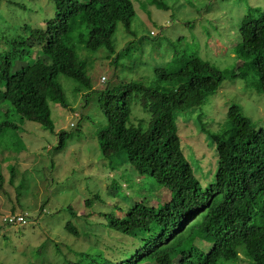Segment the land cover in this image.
Here are the masks:
<instances>
[{"label": "trees", "instance_id": "16d2710c", "mask_svg": "<svg viewBox=\"0 0 264 264\" xmlns=\"http://www.w3.org/2000/svg\"><path fill=\"white\" fill-rule=\"evenodd\" d=\"M50 2L53 14L44 20V28L31 27L29 19H26L28 23L21 24L19 9L10 1L6 4L16 9H7H14L19 17H11L6 9L2 10L12 26H18L19 32L13 28L0 30V113L7 114L11 107L21 122L37 123L52 132L50 103L68 108L58 77L73 80L76 92L92 89L85 70L86 61L76 52L78 46L89 52L104 49L109 56L115 54L113 37L117 24H122L127 34H135L132 28L135 10L132 0ZM154 2L168 9L161 0ZM19 8L27 9L24 4H19ZM150 36L156 33L152 31ZM236 37L232 54L243 61L247 71L232 77L246 79L253 72L260 87L261 76H264V10L259 16L246 18L237 29ZM33 53L41 55L26 64ZM122 56L117 53L116 59ZM174 56L164 67L154 69L156 83L151 87L129 82L101 92L98 104L105 125L95 132L99 150L108 159L120 153L133 156L139 144L145 158L143 172L168 189L171 200L160 201L162 203L156 207L135 201L133 208L131 205L124 208L112 189V194L99 190L101 196L96 194L83 203L91 214L83 216L72 212L71 219L78 220V225L90 224L92 214L96 215L103 220L97 225L109 228L108 239L115 237L116 231L122 233L116 226L122 223L129 227L124 232L127 237L120 244L97 240L100 244L97 258V253L92 256L82 252L78 262L62 255L65 254V237L54 243L49 237L50 230L39 224V217L19 214L24 223L18 224L15 217L5 219L7 215L2 221L11 228L2 238L6 245L0 264H240L241 256L249 264H264V126L252 124L240 106L230 105L225 115L227 125L219 133L208 135L214 146L216 165L209 172V179L196 178L181 145L176 117L188 114V122L183 121L181 130L191 131L192 112L218 91L225 77L221 69L187 54L185 49ZM161 83L172 88L161 87ZM260 89L264 91V87ZM137 96L141 109L149 115L146 128L141 126L144 119L137 120L141 113L131 109ZM10 127L7 119L0 121L2 165L11 158V154L4 151L8 148L7 137L14 134L9 132ZM191 128L196 131L195 126ZM66 140L65 133L57 134L55 151H62ZM5 167L9 170L8 182L12 184L14 169L9 164ZM3 184L0 173V194L6 193ZM110 195L115 198L116 213H124L123 217L112 212L110 206L104 209L106 196ZM79 227L69 220L63 233L87 241L88 234L82 236ZM196 239L211 245L209 252L194 245L192 242ZM109 242L114 245H108ZM129 245L137 252L135 259L128 256Z\"/></svg>", "mask_w": 264, "mask_h": 264}, {"label": "rangeland", "instance_id": "374dc122", "mask_svg": "<svg viewBox=\"0 0 264 264\" xmlns=\"http://www.w3.org/2000/svg\"><path fill=\"white\" fill-rule=\"evenodd\" d=\"M8 1L18 7L20 17L13 5L6 4ZM257 1L259 0H161L168 8L164 10L154 0H132L135 10L132 28L135 34H127L122 24H117L113 37L115 54L109 56L104 49L89 52L81 46L77 48L79 57L86 61L85 70L92 89L76 92L73 80L58 77L68 108L50 103L54 131L45 130L37 123L21 122L11 107L7 114L1 112L0 121L7 119L11 124L9 132L14 134L7 137L8 148L4 150L11 154V158L6 159L3 165L0 162V173L4 179L2 188L6 190L4 195L0 194V255L6 245L2 238L7 236L11 228L8 229V225H4L2 220L7 215L5 219L14 217L10 214L39 217V224L43 229L50 230L49 237L54 243H59L65 237V254L62 255L78 262L82 258V252L92 256L97 253L100 245L97 240L116 241L120 244L127 237L124 232L129 230L127 225L117 223L116 226L122 233L116 231L113 234L115 237L108 239L111 236L107 233L109 228L98 226L102 219L93 214L90 224L79 223V227L76 222L78 220H72L70 215L73 212L89 216L90 209L83 206L85 200L96 194L101 196L103 191L112 194L110 189L124 208L129 205L133 208L135 201L156 207L162 203L160 201L171 200L168 189L143 172L145 158H142L143 151L139 144L133 156L130 153H120L118 157L108 159L99 150L95 132L98 127L105 125V118L98 104L101 92L129 82H140L151 87L156 83L154 69L164 67L175 57L177 51L185 49L187 54L208 61L213 67L221 69L225 77L218 91L208 96L205 104L192 112L189 123L191 131L187 133L181 130L188 114L176 117L181 145L188 162L195 170L196 178L209 179V172L216 165L214 146L208 135L210 132L219 133L227 125L225 115L230 105L240 106L243 115L252 124L264 126V91L260 89L264 87V76H261L260 87L258 77L253 72L246 79L232 77L236 73L247 71L243 61L232 54V42L237 40L236 32L242 22L248 17L259 16L264 10V0ZM19 4L26 5L27 9L19 8ZM0 7L1 31L13 28L19 32L18 26H12V22L5 17L2 12L4 9L11 17H19L21 24L28 23L26 19H29L33 28H44V20L53 14L50 0H0ZM8 7L14 9H7ZM152 31L156 36H150ZM0 46L2 47V43ZM117 53L123 56L116 59ZM40 55L35 53L30 56L26 64L34 62ZM102 77L105 82H101ZM160 86L172 88L166 83H161ZM139 99V96L135 97L131 109L141 113L137 120L144 119L141 126L146 128L149 115L141 109ZM192 126L196 127V131L192 130ZM62 132L65 133L67 142L64 149L57 152V134ZM187 144L189 145L186 146ZM7 164L15 172L12 184L8 182L9 170L5 169ZM106 198L104 209L110 206V210L116 213L115 198L111 195ZM117 214L119 217L124 216L119 211ZM69 220L80 228L82 236L88 234L87 241H83L80 236L63 233L64 225ZM135 243L137 244L136 241ZM192 243L205 251L211 247L197 239ZM108 245H114V242H109ZM133 247L129 245L128 256L135 259L136 251ZM20 248L22 246L17 248V252ZM97 255L98 253L95 259ZM240 259V264H249L244 257L241 256Z\"/></svg>", "mask_w": 264, "mask_h": 264}, {"label": "clouds", "instance_id": "9594fccd", "mask_svg": "<svg viewBox=\"0 0 264 264\" xmlns=\"http://www.w3.org/2000/svg\"><path fill=\"white\" fill-rule=\"evenodd\" d=\"M90 79V78H89ZM91 81V80H90ZM101 82H105V78L104 77H102L101 78ZM92 87V86H91ZM83 92V91H82ZM76 115H78V114H76ZM71 127H72V124H71ZM15 217V223H18V224H23L24 222L23 221H19V218H21V217H19V216H14ZM13 218V217H12ZM12 220H10V222H11ZM212 248V246L211 247H209V250ZM209 250L208 251H206V252H209ZM205 252V253H206ZM136 255H137V252H136ZM136 258V257H135Z\"/></svg>", "mask_w": 264, "mask_h": 264}, {"label": "built area", "instance_id": "2783aa9c", "mask_svg": "<svg viewBox=\"0 0 264 264\" xmlns=\"http://www.w3.org/2000/svg\"><path fill=\"white\" fill-rule=\"evenodd\" d=\"M22 219L21 218H19V221H21Z\"/></svg>", "mask_w": 264, "mask_h": 264}]
</instances>
